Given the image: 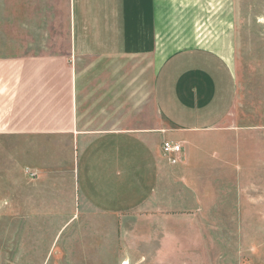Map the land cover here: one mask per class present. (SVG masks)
<instances>
[{"label":"rangeland","instance_id":"1","mask_svg":"<svg viewBox=\"0 0 264 264\" xmlns=\"http://www.w3.org/2000/svg\"><path fill=\"white\" fill-rule=\"evenodd\" d=\"M230 3L235 105L180 142L176 166L159 153L174 139L158 62L72 59L51 32L63 39L43 51L75 72L78 138L0 134V264H264V0Z\"/></svg>","mask_w":264,"mask_h":264},{"label":"crops","instance_id":"2","mask_svg":"<svg viewBox=\"0 0 264 264\" xmlns=\"http://www.w3.org/2000/svg\"><path fill=\"white\" fill-rule=\"evenodd\" d=\"M230 1L0 0V134L78 138L75 72L43 51L66 37L72 59L158 62L155 109L184 160L180 142L221 124L235 105Z\"/></svg>","mask_w":264,"mask_h":264},{"label":"built area","instance_id":"3","mask_svg":"<svg viewBox=\"0 0 264 264\" xmlns=\"http://www.w3.org/2000/svg\"><path fill=\"white\" fill-rule=\"evenodd\" d=\"M160 152L162 157L170 166H176L183 161L182 146L170 140H163L160 144ZM34 174H32L33 176Z\"/></svg>","mask_w":264,"mask_h":264},{"label":"bare ground","instance_id":"4","mask_svg":"<svg viewBox=\"0 0 264 264\" xmlns=\"http://www.w3.org/2000/svg\"><path fill=\"white\" fill-rule=\"evenodd\" d=\"M124 264H127L126 262Z\"/></svg>","mask_w":264,"mask_h":264}]
</instances>
